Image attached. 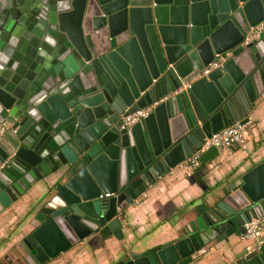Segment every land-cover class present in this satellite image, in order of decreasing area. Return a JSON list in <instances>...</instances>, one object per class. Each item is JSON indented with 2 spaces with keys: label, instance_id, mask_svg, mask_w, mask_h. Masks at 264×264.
Here are the masks:
<instances>
[{
  "label": "water",
  "instance_id": "obj_1",
  "mask_svg": "<svg viewBox=\"0 0 264 264\" xmlns=\"http://www.w3.org/2000/svg\"><path fill=\"white\" fill-rule=\"evenodd\" d=\"M263 92L264 0H0V212L43 184L26 204L23 258L44 264L99 231L123 239L121 211ZM253 218L264 159L175 238L126 245L117 264L198 261ZM233 254L228 264H264V231Z\"/></svg>",
  "mask_w": 264,
  "mask_h": 264
},
{
  "label": "crops",
  "instance_id": "obj_2",
  "mask_svg": "<svg viewBox=\"0 0 264 264\" xmlns=\"http://www.w3.org/2000/svg\"><path fill=\"white\" fill-rule=\"evenodd\" d=\"M252 123L248 138L235 145L223 160L216 157L189 171L180 165L153 182L121 211L123 239L99 231L71 246L44 264H117L126 245L136 250L151 249L175 238L183 225L214 203L237 174L264 159V92L246 116ZM42 182L36 183L18 200L0 212V263L29 264L23 258L24 234L31 229L23 223L26 204L37 197ZM216 198V200H215ZM264 231V230H263ZM246 243L240 234L213 244L204 257L189 264H228Z\"/></svg>",
  "mask_w": 264,
  "mask_h": 264
},
{
  "label": "built area",
  "instance_id": "obj_3",
  "mask_svg": "<svg viewBox=\"0 0 264 264\" xmlns=\"http://www.w3.org/2000/svg\"><path fill=\"white\" fill-rule=\"evenodd\" d=\"M260 29V25L257 27ZM217 66V62H212L208 65V68ZM152 110V105L136 109L125 116H122L121 128L131 126L138 122L140 119L146 117ZM7 124L3 123L0 127V131L6 128ZM252 123L250 120L244 122L236 121L228 126L223 127L218 132L212 134L209 137H205L202 144L197 148L189 157L182 161L179 165L189 171L200 166V155L210 147H215L218 150L216 158L223 160L230 153V150L237 144H241L248 138ZM178 165V166H179ZM108 194H106L107 196ZM138 202L137 200H135ZM264 218H253L244 224L245 233L241 235V239L245 242L254 241L261 242L263 231ZM61 264H70L67 261Z\"/></svg>",
  "mask_w": 264,
  "mask_h": 264
}]
</instances>
